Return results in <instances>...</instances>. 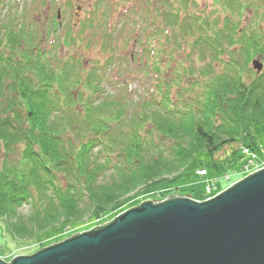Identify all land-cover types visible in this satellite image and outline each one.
<instances>
[{"label":"trees","instance_id":"obj_1","mask_svg":"<svg viewBox=\"0 0 264 264\" xmlns=\"http://www.w3.org/2000/svg\"><path fill=\"white\" fill-rule=\"evenodd\" d=\"M3 2L0 145L5 156L19 151V160L4 161L0 168V217L14 237L31 239L54 225L79 223L86 214L102 221L132 192L157 195L159 188L196 169L222 177L244 166L239 167L243 148L258 150L253 130L264 125V67L250 82L242 73L254 56L264 61V0H212L205 20L166 16L176 32L170 54L188 33L191 54L203 61L198 72L204 79H192L186 88L201 90L193 97L177 90L178 107L169 84L196 76L193 61L169 82L155 83L159 100L151 95L134 102L117 94L97 100L100 69L85 75L39 50L38 41L46 42L50 30L42 38L21 13L3 12ZM246 12L251 15L243 22ZM217 63L220 72L214 71ZM163 140L172 141L168 151ZM232 144L238 147L215 157ZM28 200L34 211L25 218L17 209Z\"/></svg>","mask_w":264,"mask_h":264},{"label":"rangeland","instance_id":"obj_2","mask_svg":"<svg viewBox=\"0 0 264 264\" xmlns=\"http://www.w3.org/2000/svg\"><path fill=\"white\" fill-rule=\"evenodd\" d=\"M39 1L40 0H5L3 12H7L10 9L13 14L19 13V10H22V13L25 11L28 19L33 17L34 28L38 27V33L42 34V31H44L47 26V22H45L43 18L45 9H50L51 14H55L56 9L59 7L61 11L60 29L53 34V42L49 40L45 42L40 38L38 46H40L41 49L46 47L52 50L48 55L52 54L53 57L58 56L63 60L67 59L70 64L80 67V70L83 69L85 75L92 67L100 69V89L98 94H95L97 100L101 98L108 99V97L112 95H118L120 98L130 97L131 101L134 102L148 99L151 95H153L156 100H159L160 94L154 90L155 83L157 81L161 82V79L169 82L179 71L183 70L182 68H189L191 66L189 60L193 61L192 64L196 76L181 77V85L178 83H170V95L173 102L177 104L175 94L177 90L180 89V95H183V97H188L189 95L192 97L194 95L196 96V92L201 90V87L191 93L186 90L192 79L198 81L204 79L202 73L199 74L198 72L201 68L200 66H203V61L197 60V58L191 54L190 41H192V39L190 40L189 34L187 33L183 42L179 40L180 47L177 48L176 52H173L172 49V54H170L169 51L173 44L172 37L173 34L176 33L172 25L164 23V19L162 18L163 15L159 12L148 19L146 17L147 13L150 16L152 12L150 8L155 1H160L161 7L159 10L162 11L165 5L162 4L161 1L164 0H43L44 5H42L43 8L41 11L39 10L41 8L37 9V3ZM181 1L182 0H168L167 15L174 12V8H176L179 17L196 10V12H200V15L204 18L212 9V0H183L184 4ZM77 6H80L81 10H77ZM155 9L158 10L157 8ZM155 9L153 10L154 12H156ZM76 12L78 15L77 18H75ZM124 12L127 13L124 14ZM250 15L249 12H246L243 22L245 19L249 18ZM67 34H69L70 37ZM45 36L46 33L41 37L44 38ZM153 36L158 38L155 46L153 45ZM165 36H168V39H166ZM63 38L65 40H67V38L69 39L65 41V43L67 42L66 44L61 42ZM155 55L158 56L157 63L150 59H153ZM225 57V55L222 56L223 59H225ZM253 59L264 64L263 59L258 56H254ZM155 66L159 69H155ZM220 70L221 65L218 63L215 64L214 71L220 72ZM255 75V71L252 69L249 62L248 70L245 68L242 73L243 80L250 82ZM152 88L153 93H151ZM189 98H187V100H189ZM178 100L181 103V98ZM178 106L177 104V107ZM253 134L256 139L258 150L263 153L264 125L256 126L253 130ZM161 144L162 147L168 151L172 141L163 140ZM233 147H238V144H232V147L224 146L223 150L221 149L217 152L215 157L223 158L232 151ZM258 150L256 154L260 157L258 153L260 151ZM5 152L2 145H0V168L3 167L4 161H6L8 165V163L19 160V151L12 156H5ZM249 159L250 154H245L239 162V167L245 165ZM262 164L263 165L252 168L243 174L240 168L234 170L230 173L231 182L223 178L216 179L215 182L219 189L213 191L211 194L205 193V186L206 180L208 178L211 180L212 173L208 170L207 175L201 176L193 172L177 178L168 184V186L159 188L157 195L144 192L140 193V195L137 194L139 195L137 196L133 195V192L130 193L129 197L131 199L112 214L102 217V221L97 222L96 220H89L88 214H86L79 223H61L54 225L43 232L34 234L31 239L21 240L11 235L5 220L0 217V259L9 263L13 256L33 254L43 247L62 241L66 237H71L74 233L87 231L92 227L94 228V226L109 222L115 216L122 213L123 210L125 211L133 206L135 207L145 200L152 199L155 200V202H159L164 196L175 193L178 197L183 196V194H191V199L205 201V199L213 197L222 190H225V188L234 183V181L236 182L248 174L263 168L264 163ZM108 174L109 172L103 176L102 179L107 178ZM209 182L211 183V181ZM168 188L171 189L168 190ZM161 189L167 190L161 193ZM161 194L164 196H161ZM32 202V200L24 201L23 204L18 207L17 212L20 216H25V218H27L33 213L34 208Z\"/></svg>","mask_w":264,"mask_h":264},{"label":"water","instance_id":"obj_3","mask_svg":"<svg viewBox=\"0 0 264 264\" xmlns=\"http://www.w3.org/2000/svg\"><path fill=\"white\" fill-rule=\"evenodd\" d=\"M252 65L262 69L258 60ZM190 195L142 201L0 264H264V167L205 201Z\"/></svg>","mask_w":264,"mask_h":264},{"label":"built area","instance_id":"obj_4","mask_svg":"<svg viewBox=\"0 0 264 264\" xmlns=\"http://www.w3.org/2000/svg\"><path fill=\"white\" fill-rule=\"evenodd\" d=\"M202 173L204 172V171H201Z\"/></svg>","mask_w":264,"mask_h":264}]
</instances>
